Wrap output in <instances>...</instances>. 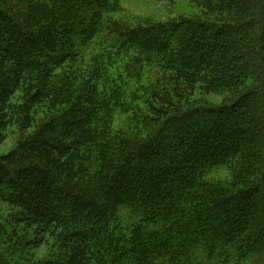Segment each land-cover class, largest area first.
Wrapping results in <instances>:
<instances>
[{
  "label": "trees",
  "instance_id": "trees-1",
  "mask_svg": "<svg viewBox=\"0 0 264 264\" xmlns=\"http://www.w3.org/2000/svg\"><path fill=\"white\" fill-rule=\"evenodd\" d=\"M190 1L208 17L126 26L116 0H0V145L25 134L0 199L40 264H264V0Z\"/></svg>",
  "mask_w": 264,
  "mask_h": 264
},
{
  "label": "rangeland",
  "instance_id": "rangeland-1",
  "mask_svg": "<svg viewBox=\"0 0 264 264\" xmlns=\"http://www.w3.org/2000/svg\"><path fill=\"white\" fill-rule=\"evenodd\" d=\"M116 2L119 4V10L112 20L126 26H137L146 21H164L178 17H208L207 12L201 5L192 3L190 0H116ZM144 74H146L145 78L143 77L141 79L144 83H147L156 75V70L148 67L146 68V72H142V75ZM159 76L164 77V84L170 85L169 78L166 75ZM141 79L133 80V87L137 84H142ZM150 86H155V83L152 81ZM178 91H181V88H178ZM225 97V94H212L205 99V102L219 104ZM184 100L186 101L184 103L188 105L187 96H184ZM189 102L191 103L193 100ZM111 117L113 118L110 127L111 132L125 133L126 131L124 130L128 119L118 113H113ZM33 123H36V120ZM34 129L32 128L29 131L31 135ZM24 136L25 134L18 132L16 126L10 125L3 134L4 140L0 145V157L14 150ZM230 177L231 172L228 165L211 169L206 172L205 176L211 184L230 180ZM20 213L21 210L19 208L0 199V250L8 251V257L17 264H40L44 261H57L58 254L51 247L50 241L47 244V240H45V242L38 245L36 243H38L37 241L39 239H37L34 231H23V226L16 224L15 218ZM231 264L243 263L232 261Z\"/></svg>",
  "mask_w": 264,
  "mask_h": 264
}]
</instances>
